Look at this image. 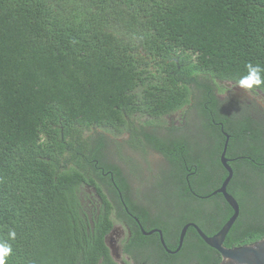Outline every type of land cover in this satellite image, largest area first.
<instances>
[{
	"label": "trees",
	"instance_id": "trees-1",
	"mask_svg": "<svg viewBox=\"0 0 264 264\" xmlns=\"http://www.w3.org/2000/svg\"><path fill=\"white\" fill-rule=\"evenodd\" d=\"M248 63L264 66V0H0V244L12 248L5 264H109V204L89 220L77 191L99 188L92 171L105 177L95 165L122 180L108 153L121 150L85 132L107 126L115 136L132 114L154 118L188 103L174 76L237 83ZM161 85L156 98L145 97ZM254 114L221 119L233 172L226 191L239 205L229 248L264 237V108ZM135 137L130 147L147 154L148 136ZM200 141L167 156L165 180L188 218L212 224L202 229L208 235L232 211L220 194L197 199L226 175L224 136L217 130ZM195 249L210 251L208 264L220 260L201 239Z\"/></svg>",
	"mask_w": 264,
	"mask_h": 264
},
{
	"label": "flooded vegetation",
	"instance_id": "flooded-vegetation-1",
	"mask_svg": "<svg viewBox=\"0 0 264 264\" xmlns=\"http://www.w3.org/2000/svg\"><path fill=\"white\" fill-rule=\"evenodd\" d=\"M200 75L193 76L191 82L187 81V76H174L178 82H184L180 88L187 89L188 103L154 118H141L132 114L126 117L127 123H124L121 133L115 135L121 152L130 154L138 152L130 147L131 142L137 138L135 136H148L153 144H147L146 152L156 158L157 162L152 165L154 170L147 172L149 180H136L134 176L138 173L137 169L118 163L115 165L122 180H116V170L95 165L105 177L100 179L98 172L92 171L94 184L99 186V190L91 184L78 187L77 194L83 214L89 220L100 213L105 206L104 202L109 204L111 228L103 235V243L110 258L109 264H208L211 261L208 249L204 250V256L195 254V245L201 238L191 226L186 230L188 235L185 233L181 247L175 251L178 244V238H175L178 226L181 228L186 223H194L201 230L209 231L212 224L188 218L183 211L181 200L168 197L169 187L165 180L169 169L167 156L176 155L178 152L181 154L187 148L191 150L187 144H203V141H200L203 135H207L211 140L213 131L218 130L223 136L222 131L226 130L221 119L226 116L228 124L231 123L229 118L232 115L238 116L246 111L250 112L252 118L257 119L258 116L254 113L257 109L264 108V93L259 89L248 91L251 95L261 97V101L250 98L243 102L237 97V91L243 90L237 83ZM163 76L166 82L171 79L167 73ZM163 87L164 85L154 88L155 97H148L146 94L145 97L151 100L156 98L163 91ZM132 94L139 102L140 94L135 90ZM110 128L91 127L85 132V137L105 142L112 135ZM180 142L183 144L179 147ZM207 144L205 146L211 145L208 141ZM155 177L157 180H153ZM207 198L197 197L200 200ZM151 230L160 231L161 236L158 232L146 234ZM106 238L115 248V256L110 254ZM97 264L107 263H104L101 257Z\"/></svg>",
	"mask_w": 264,
	"mask_h": 264
},
{
	"label": "water",
	"instance_id": "water-1",
	"mask_svg": "<svg viewBox=\"0 0 264 264\" xmlns=\"http://www.w3.org/2000/svg\"><path fill=\"white\" fill-rule=\"evenodd\" d=\"M222 134L224 136V141L219 154V163L226 172V175L214 190L205 196H198V198L202 199L215 194H220L225 203L230 207L232 213L229 218L221 225V227L215 233L209 236L206 235L194 223L184 224L179 230L178 244L175 251L181 247L186 230L189 226H191L195 229L201 240L220 255V260L217 264H264V237L251 244H245L236 247L229 248L225 247L223 244L228 231L239 215V205L236 199L226 191L227 184L230 181L233 172L229 165V162L232 159H229L225 156L229 136L224 131H222ZM153 232H158L161 236L160 231L157 230L148 231L146 234H152ZM106 242L108 248L110 249V254L115 256V248L108 243L107 238Z\"/></svg>",
	"mask_w": 264,
	"mask_h": 264
},
{
	"label": "rangeland",
	"instance_id": "rangeland-1",
	"mask_svg": "<svg viewBox=\"0 0 264 264\" xmlns=\"http://www.w3.org/2000/svg\"><path fill=\"white\" fill-rule=\"evenodd\" d=\"M238 95L237 97L242 99L243 102L250 100V98H253L255 101L259 100L261 101V97L251 95L248 91L245 90H238L237 91ZM108 144H113L115 145L117 139L114 135H111L107 138ZM109 153V158L113 162H117L119 164L125 165V166H130L127 162L128 160H131L135 162L136 167L138 168V173L135 177L136 180H144L147 181L148 179V174L147 172L149 170H154L152 165L157 164L156 158H154L152 155L148 154H142V153H137L133 152L132 154L128 152H121L119 155L116 154L115 152H108ZM138 163V164H137ZM140 165V168H139ZM153 180H157L155 177Z\"/></svg>",
	"mask_w": 264,
	"mask_h": 264
},
{
	"label": "clouds",
	"instance_id": "clouds-1",
	"mask_svg": "<svg viewBox=\"0 0 264 264\" xmlns=\"http://www.w3.org/2000/svg\"><path fill=\"white\" fill-rule=\"evenodd\" d=\"M246 74L241 75L237 81L239 88L245 91L264 88V66L260 64H246ZM10 237L15 238V232L9 233ZM12 248L8 244H0V264H5L4 258L10 256Z\"/></svg>",
	"mask_w": 264,
	"mask_h": 264
}]
</instances>
